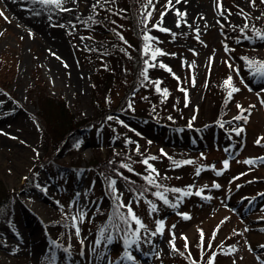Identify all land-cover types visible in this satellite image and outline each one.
I'll use <instances>...</instances> for the list:
<instances>
[{
	"label": "rangeland",
	"instance_id": "obj_1",
	"mask_svg": "<svg viewBox=\"0 0 264 264\" xmlns=\"http://www.w3.org/2000/svg\"><path fill=\"white\" fill-rule=\"evenodd\" d=\"M105 1L84 0V11L78 12L31 0H0V181L12 198L0 218V264H208L210 258L213 264H264V163L260 160L264 140L256 143L264 138V78L251 74L248 66L249 60L264 62V41L255 39L253 30L261 0L254 5L251 0H171V4L136 0V22L116 20V31L99 15ZM70 4L72 0H65L63 7L70 9ZM110 29L125 40L136 34L133 41L140 44L141 53L145 43L150 45L147 60L155 65L150 68L166 73L165 81L174 78L179 83L177 89L191 116L209 102L205 85L212 73L214 81L222 83L227 100L233 99L226 110L228 120H233L225 123L230 130L166 132L132 119L114 129L97 122L80 126L66 152L59 142L50 157H42L34 118L38 106L29 91L34 79L40 78L49 96L64 99L76 120L93 116L90 91L95 62L89 53ZM145 34L152 40L146 42ZM156 49L163 55L152 60ZM237 64L243 68L240 81L230 72ZM229 76L231 86L224 83ZM149 82V96L154 90L165 96L167 89L168 94V87L161 84L157 91L159 81ZM231 87L239 91L229 97ZM117 92L115 102L122 90ZM136 95L146 103L145 93ZM237 105L245 110L254 107L242 112ZM236 116H247L248 122ZM238 128L244 129L239 135L234 131ZM126 133L143 145L140 152L145 157L132 171L137 181L132 193L113 178L99 184L86 167L97 145L103 153L107 142L117 149L131 141ZM146 159L154 172L143 163ZM150 174L154 184L146 179ZM104 198L113 211L111 207L105 211ZM121 205H129L144 226L132 223L140 229L139 241L131 247L126 242L135 239L129 234L133 220ZM108 218L127 232L125 242L105 231ZM59 223L69 235L64 247L51 239ZM129 254L133 260L126 259Z\"/></svg>",
	"mask_w": 264,
	"mask_h": 264
},
{
	"label": "trees",
	"instance_id": "obj_2",
	"mask_svg": "<svg viewBox=\"0 0 264 264\" xmlns=\"http://www.w3.org/2000/svg\"><path fill=\"white\" fill-rule=\"evenodd\" d=\"M257 6L260 10V16L254 21L253 30L264 32V3L258 2ZM136 11V0H106L105 10H99V15L107 25H113L112 28L116 31L118 28L115 27V21L124 19L133 24L136 22ZM97 29L96 31H98ZM113 30L110 29L109 35L104 33L101 45L89 53L95 62V70L91 75L90 91L93 116L76 120L64 99L49 96L44 92L43 82L40 78L34 79L29 91L34 95L38 106L34 118L39 126L40 142L38 146L43 154L42 157H50L57 146L56 143L59 142H62L63 153L66 152L68 146L73 145L74 139L77 137V129L80 126L86 128L95 125L97 122L114 129L117 128L115 127L116 124L119 125L118 123L121 124L122 122L128 124V119H132L133 121L147 122L157 130L172 132H188L190 129L202 130L211 127L217 131L230 130V126H225V123L232 124L233 120H228L226 110L232 104L233 99L227 100V94H224L225 90L222 83L214 81L215 76L212 73L209 74L205 85V93L209 102H205L199 107L198 114L191 116L184 106V95L182 96V93L177 89L179 83L174 78L165 81L166 73L161 75L150 67L145 74L144 69L147 67L145 60L149 54L141 53L140 44L133 41L136 34L134 37L131 36L132 38L125 40ZM254 31L251 32L254 33ZM234 68L235 70L230 69V72L235 79L240 81L243 68L238 64ZM223 69L226 70V68ZM223 69L221 71H224ZM223 74L224 72L219 74L220 81ZM149 80L159 81L162 88L168 87L167 96H160L155 90L149 96L148 92L151 89ZM117 88L122 90V94L120 99L115 102L118 93ZM141 93H145L146 103L144 104L137 100L136 94ZM181 100L183 103L180 102ZM115 117H118V120ZM129 134L126 133L125 136L131 141L123 142L117 149L113 144L107 142L103 153L101 146L97 145L95 153L87 162L86 167L95 173L99 184L103 179L113 178L122 185L124 191L132 193L137 191V181L132 178V171L135 170V164H142L141 160L145 157L140 152L143 145L139 140H133L134 136ZM229 138H233V135H229ZM104 200L102 202L106 208L105 211H107L111 204L105 198ZM11 202L12 198L9 197V191L0 181V218L5 214L6 208ZM113 210L111 207V211ZM107 223L108 226L104 227L105 231L111 233L115 239L125 242L127 232L114 227V221L110 218H108ZM132 223L136 225L134 220L131 221ZM131 224L132 232L129 234L134 237L133 232H137L139 235L140 228L135 230ZM62 232L65 233L61 223H59L51 235V239L59 246L64 247L69 235Z\"/></svg>",
	"mask_w": 264,
	"mask_h": 264
},
{
	"label": "snow or ice",
	"instance_id": "obj_3",
	"mask_svg": "<svg viewBox=\"0 0 264 264\" xmlns=\"http://www.w3.org/2000/svg\"><path fill=\"white\" fill-rule=\"evenodd\" d=\"M64 2H65V0H31V3H33V4H39L41 6H55L56 8H59L62 11H70L71 9L64 8L63 7V3ZM148 2H149V4H151L152 0H148ZM176 2L179 3L180 0H176ZM261 2L264 3V0H261ZM251 3L254 5L255 4V0H251ZM169 4H171V0H169ZM218 6H220V5H218ZM0 15H3V13L0 12ZM163 15H165V13H162L161 14L162 17H163ZM177 15H184V13H180V12L177 11ZM150 16H151V13L150 12L146 14V18L147 17H150ZM89 19H91V18H89ZM158 26L159 25H154V27H158ZM177 26H179V25H177ZM145 27H147V25H145ZM247 27H248V25L245 24L244 25V28H247ZM160 30L161 31H165V32L169 31V29H167V28H160ZM241 30L243 31V29H241ZM254 38L255 39H258V40H261V41H264V32L256 31L254 33ZM144 40L146 42H148V41L152 40V37H150L149 35L145 34L144 35ZM149 48H150V45L148 43H145V47H144V53H145V55H148ZM157 54L163 55V53H161L159 49H156V50H154V51L151 52V59L152 60H155ZM244 59L247 60V58H244ZM145 64L147 65V67L144 69L145 74L147 73L148 67L155 66L153 64H149L148 63V60H145ZM160 66L161 67H164V65H162V64ZM248 66H249V69L251 71V74H253L255 76H260V77L264 78V63H258V62L250 61L249 60L248 61ZM229 67L231 68L232 65H229ZM236 71L238 72V70H236ZM145 78H147V77L145 76ZM231 82H232V77L229 76L225 80L224 83L227 86H231ZM158 84H159V82H157V91H160V88H159ZM237 91H239L238 88L231 87V90L229 91L228 96L231 97L232 94L234 92H237ZM163 94L165 96H167V89H164L163 90ZM261 103L264 104V100H262ZM237 107L240 108L241 111L243 112V111H250V109L253 108L254 106H249V109H247V110L243 109L240 105H237ZM109 119H111V117H109ZM234 119H236V120L243 119L245 123L248 122V117L247 116H236V117H234ZM234 131H236L237 135H239L241 132L244 131V129L243 128H238V129H235ZM261 140H264V138L258 139L256 141V143L259 144L261 142ZM150 159H154V157H152ZM260 160H261L262 163H264V158H260ZM245 162L246 163H250V164L255 163V161H245ZM143 163H145L146 165H148V160L147 159L144 160ZM184 163H191V161H185ZM224 166L227 167V161L224 162ZM125 167H127V165H125ZM148 167H149V169H151L152 172L155 171V169H152L151 165H148ZM197 174H199V170H197ZM146 179H147V181H148L149 184H154L155 183L154 179L151 178V174L149 175V177H146ZM112 183L114 184L115 181H113ZM157 187H159V185H157ZM217 187H219V186L217 185ZM170 191H173V192H181L180 189H171ZM183 194L184 195H188L189 193L184 192ZM154 195H156L159 199L163 200L165 204H168L169 203V201L167 200L166 196L163 193L156 192V193H154ZM196 195H200V192H197ZM121 207H126L127 208L128 218H130L131 220H134L135 223L137 225H139L140 227H144L141 224L140 220L136 217L135 213L133 212L132 208L129 205H121ZM152 207H153V210L155 211V205H153ZM185 218H187V217H185ZM124 219H125V223H127V218H124ZM162 226L163 225H162V222H161L159 224V226L157 227V230L156 231L159 232L161 230ZM154 234L155 233H153V235ZM203 235H204L203 232H201V238L202 239H203ZM133 236L135 237V239L126 242L128 244V247H131L133 244H137L138 241H139V235L137 234V232H133ZM108 239H111V238L109 237ZM183 239H185V242H186L185 243V247L187 248V238L184 237ZM173 240H174V238H173ZM170 244H172V248H173L174 251H178L175 248V244L173 243V241H170ZM209 247H211V245H209ZM126 259L133 260L134 257L129 254V255L126 256ZM193 264H195V262H193ZM208 264H213V260L211 258L209 259Z\"/></svg>",
	"mask_w": 264,
	"mask_h": 264
},
{
	"label": "bare ground",
	"instance_id": "obj_4",
	"mask_svg": "<svg viewBox=\"0 0 264 264\" xmlns=\"http://www.w3.org/2000/svg\"><path fill=\"white\" fill-rule=\"evenodd\" d=\"M70 9L72 11L83 12L84 11V0H72V4H70Z\"/></svg>",
	"mask_w": 264,
	"mask_h": 264
}]
</instances>
